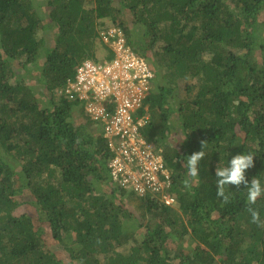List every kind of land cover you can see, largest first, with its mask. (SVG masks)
<instances>
[{"label":"trees","instance_id":"obj_1","mask_svg":"<svg viewBox=\"0 0 264 264\" xmlns=\"http://www.w3.org/2000/svg\"><path fill=\"white\" fill-rule=\"evenodd\" d=\"M113 25L156 73L144 134L174 206L114 180L106 126L56 96ZM202 140L189 189L181 163ZM239 153L254 155L245 177L264 186V0H0V264H264L246 186L226 185L227 204L217 196L215 168ZM253 207L264 221V194Z\"/></svg>","mask_w":264,"mask_h":264},{"label":"built area","instance_id":"obj_2","mask_svg":"<svg viewBox=\"0 0 264 264\" xmlns=\"http://www.w3.org/2000/svg\"><path fill=\"white\" fill-rule=\"evenodd\" d=\"M99 42L114 51V57L96 62L90 58L77 66L74 79L56 96L85 101L94 118L106 126L110 137L113 179L140 196H156L165 204L177 202L172 193L171 171L162 150L148 142L144 129L150 122L148 105L155 71L144 56L127 44L123 28L113 25L100 30Z\"/></svg>","mask_w":264,"mask_h":264},{"label":"clouds","instance_id":"obj_3","mask_svg":"<svg viewBox=\"0 0 264 264\" xmlns=\"http://www.w3.org/2000/svg\"><path fill=\"white\" fill-rule=\"evenodd\" d=\"M201 150L193 152L187 156V161L184 160L181 166L186 169V178L183 184L186 188H191L193 182L199 175L198 164L205 156L206 141L200 142ZM253 154H236L228 161L224 167L215 168L217 196L223 198V203L227 204L230 196L225 193V186L235 185L237 188L244 184L247 190V211L250 214L251 222L257 224L259 227H264V221L260 218V212L253 205L256 204L258 198L264 194V186L261 185L260 179L253 177L249 182L245 177L246 169L254 166Z\"/></svg>","mask_w":264,"mask_h":264},{"label":"rangeland","instance_id":"obj_4","mask_svg":"<svg viewBox=\"0 0 264 264\" xmlns=\"http://www.w3.org/2000/svg\"><path fill=\"white\" fill-rule=\"evenodd\" d=\"M124 9H125V7H124ZM125 11H127V10H125ZM123 17H125L124 11H122V12H118L117 11L116 14L114 13L112 17L106 18V22H107V24H112V23L117 22L118 20H120ZM114 20H115V22H114ZM137 31H140V29H137ZM52 33H53V29H49L48 30V34L50 35V37H49V39H50V43H49L50 46H54V44H55L54 38H53V36H51ZM157 49H158V47H157ZM149 54L151 56L153 55V53H151V51L148 52V55ZM95 55H96V58H90V59L93 60V61H96V62H98V61L99 62H103L104 59L108 58L109 48L107 46H104L103 44H101L99 42V40H98V42L96 43ZM14 66H16L17 68H19V64H16ZM27 66L29 68V65H27ZM33 68H37V67H35V65H34ZM22 72H26V71L22 70ZM38 74H39L38 71L36 69H34L31 73H25V76H26L27 83L30 84V85L35 86V88H34L35 93L37 95H40L41 94L40 93V89H42V86L41 85H35L34 84V83H37V78L39 76ZM179 83H180V86L182 87L180 89V92L179 93L183 97L184 91H185V82L181 79ZM44 99H45L44 97H41L40 101H42ZM176 137H179V136L177 135ZM177 139H180V137L177 138ZM31 201L33 202L34 199H32ZM32 202L30 204H33ZM30 207L31 206L30 205H27V203L26 204H22V205H20V206H18L16 208L15 213L16 214H19V215L20 214H24V213H28V212H30ZM48 231H49V229H48ZM47 242L49 243V238H47ZM119 250L123 251L124 249H119Z\"/></svg>","mask_w":264,"mask_h":264},{"label":"crops","instance_id":"obj_5","mask_svg":"<svg viewBox=\"0 0 264 264\" xmlns=\"http://www.w3.org/2000/svg\"><path fill=\"white\" fill-rule=\"evenodd\" d=\"M170 170V169H169Z\"/></svg>","mask_w":264,"mask_h":264}]
</instances>
